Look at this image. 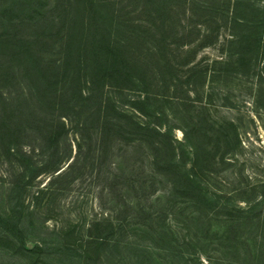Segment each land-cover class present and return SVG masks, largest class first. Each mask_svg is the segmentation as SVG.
Segmentation results:
<instances>
[{
    "label": "rangeland",
    "instance_id": "1",
    "mask_svg": "<svg viewBox=\"0 0 264 264\" xmlns=\"http://www.w3.org/2000/svg\"><path fill=\"white\" fill-rule=\"evenodd\" d=\"M0 264H264V0H0Z\"/></svg>",
    "mask_w": 264,
    "mask_h": 264
},
{
    "label": "trees",
    "instance_id": "2",
    "mask_svg": "<svg viewBox=\"0 0 264 264\" xmlns=\"http://www.w3.org/2000/svg\"><path fill=\"white\" fill-rule=\"evenodd\" d=\"M237 39H238V37H237ZM239 39H240V41H243L242 37H240V36H239Z\"/></svg>",
    "mask_w": 264,
    "mask_h": 264
}]
</instances>
